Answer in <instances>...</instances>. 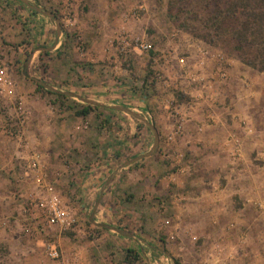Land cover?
<instances>
[{"label": "crops", "instance_id": "1", "mask_svg": "<svg viewBox=\"0 0 264 264\" xmlns=\"http://www.w3.org/2000/svg\"><path fill=\"white\" fill-rule=\"evenodd\" d=\"M88 6L91 11L81 23L95 27L92 41L102 40L104 20L129 8L119 1L106 0H88ZM33 18L43 20L36 15ZM40 22L50 30L49 20ZM58 36L47 32L44 35L54 50L62 43ZM194 43L187 47L190 56L184 55L188 57L170 51L163 53L160 68L165 79L155 93L142 94V90L137 93L126 85L121 93L99 84L90 88L98 107L86 116L75 113L69 118L103 117L124 127L122 131L97 129L100 145H92L89 139L80 142L77 138L71 143L67 130L63 129L70 125V119L61 121L59 131L51 126L50 130L30 131L31 141L27 144L38 145L35 154L40 155L44 174L65 195L80 222L79 229L83 227L81 232L85 228L83 220L102 230L113 231L112 227L123 225L124 230L132 231L118 235L129 240L128 243L83 241L81 237L70 244L63 241L61 264H96L92 248H111L113 243L126 246V250L118 247L124 253V264H154L151 254L156 245L135 234L148 238V229L154 233L161 231L165 226L163 217L173 220L172 228L177 233L185 235L188 229H194L197 235H204L206 249L212 251L208 264H247L246 258L263 259L264 256L254 255L253 247L257 248V244L249 240L245 243L243 238L246 228L258 235L264 230L248 226L252 222L248 217L252 215L247 213L250 203L260 199V181L254 176L259 168L254 153L259 148L253 126L257 95L254 89L259 73L244 70L246 67L232 59H227L228 66L224 67L223 57L205 53V50L209 52L206 46ZM47 50L51 51L50 45ZM55 60L58 74L67 73V62ZM102 90L106 93H98ZM176 92L184 97L177 99ZM101 111L105 113L98 115ZM118 112L124 117L117 115ZM38 114L32 110V119L38 118ZM9 162L12 168L11 161L6 166ZM16 181L22 189L23 181ZM15 189L18 190H12ZM14 200L15 193L0 185V242L9 249L8 254L0 251V264H31L35 259L31 250L38 245L33 242L28 245L26 241L21 244L16 237L25 234L21 225L25 205H18L19 198ZM5 215L15 218L20 233L3 226L7 224ZM183 242L187 243L186 239ZM73 248L76 252L68 251ZM217 249L225 250V254L221 251L220 257L214 255ZM127 250L141 258L131 262ZM109 261L116 264L111 258Z\"/></svg>", "mask_w": 264, "mask_h": 264}, {"label": "rangeland", "instance_id": "2", "mask_svg": "<svg viewBox=\"0 0 264 264\" xmlns=\"http://www.w3.org/2000/svg\"><path fill=\"white\" fill-rule=\"evenodd\" d=\"M106 1H119L129 8L104 20L105 32L101 34L102 40L92 41L95 27L92 28L90 25L85 27L81 23V20L91 11L88 0H0V70L5 71L0 75L2 77L0 79V185L6 186L8 191L15 193L14 201H18L19 198L20 206H32L31 194L35 190L33 182L36 174L33 173L30 178L23 176L24 164L39 150L37 144L35 146L32 145L33 143L27 144L31 141L30 131L35 128L50 130V126L59 131L61 121L70 119L69 117L73 118L78 109L91 103L97 106L92 100L95 94L90 90L91 87L93 89V85L99 84L102 88L110 86L116 88L119 93L124 85L137 93L140 90L142 94L155 93L156 87L165 79L164 71L160 68L164 62L163 53L170 51L171 54H188L187 47L194 42V44L206 46L210 55H215L216 58L223 57L224 67L228 66L227 59H232L237 60L242 67H246L244 70H255L239 58L233 41L216 39L213 32H210V28L205 29L204 24L194 19L195 15L200 14L199 18L202 20L204 15H207L208 9H214L216 4L213 0H210L211 6L207 4L208 0H199L197 6H191L188 0ZM47 12L52 13L53 16L47 15ZM123 12L126 13L124 15L126 17L123 16ZM33 15L40 16L43 20L33 18ZM48 20L51 25L50 30H46V26L40 22L46 23ZM46 32L53 37L60 36L58 39L62 43L58 47L56 42V50L53 44L48 43V38L44 39ZM138 41L151 43L153 49L145 51L137 48ZM49 45L51 51L47 50ZM176 47L178 49L174 50ZM59 51H62V55ZM91 54L94 55L91 56ZM55 59L67 62L65 64L67 73L58 74L59 65L53 62L56 61ZM256 72L259 73L257 75L260 78L254 89L257 95L253 126L254 132L257 133L259 148H256L254 157H258H255V162L259 164V168L254 171V176L260 181L258 185L260 199L250 203L248 207V216L252 215V218L248 217V221L251 219L252 222L247 225L256 226L262 230L264 229V73L257 70ZM98 93L106 92L102 90ZM175 95L177 99L184 97L180 95V92H176ZM105 107L103 109H106ZM32 110L39 113L38 118L32 119ZM101 113L105 112L101 111L98 115ZM116 114L124 117L122 112ZM70 121H68L70 125L63 129L67 130L71 143L75 138L77 141L81 140L80 142H86L89 139L92 145L97 146L101 143L98 135L96 136L97 129L106 128L113 131L124 129L122 124H114L111 119L106 120L103 117L98 119L82 117L70 119ZM244 125L245 123H242V126ZM240 141L242 142L241 139ZM8 161L14 163L12 168L10 162L8 167L6 166ZM45 177L56 188V183L49 180L48 174L45 173ZM17 179L23 181L22 189L20 185L17 187V184H20L16 181ZM11 188H18V190L13 191ZM57 191L59 192L58 189ZM255 212L256 217H254ZM17 213L18 209L15 210L14 215L17 216ZM5 216L7 224L3 226L15 228L20 233V226L15 218ZM163 221L165 226L161 231L155 230L154 233L147 230L148 238L135 234L156 245L157 249L152 250L151 254L154 264H208L207 259L210 258L212 251L206 249L204 235H197L194 229L193 231L188 229L185 235L177 233L175 228H172L173 220L163 217ZM25 222L23 218L20 224L23 225ZM82 222L85 225L82 232L83 227L79 229L78 220L74 229L61 231L58 228H46L36 224L38 230L35 234L30 235L24 231L26 236L20 233L16 237L20 239L21 244L26 241L28 245L32 242L36 243V247L38 245L31 250L34 253L32 259L35 258L31 264H61V259H52L46 255L42 240H55L62 249L63 241L70 244L78 237H81L83 241H122L123 243L127 241L128 243L129 240L118 235L120 231L123 234H132L131 230H124L123 225L112 227L113 231H109L93 227L88 221ZM135 226L140 232L139 226ZM245 230L247 233L243 234L244 242L246 240L255 242L257 248L253 247L254 255L264 256V230L263 234L259 235L250 233L249 228ZM103 235L109 237L102 238ZM183 239H186L187 243L183 242ZM120 245L113 243L111 248L103 246V248H92L93 254L95 253L92 255L93 260L96 264H113L109 261L111 258L116 264H124V253L119 249L123 248V244ZM74 248L68 251L76 252ZM123 249L126 250V246ZM0 251L9 253V249L2 242H0ZM221 251L225 254V250ZM221 251L217 249L214 255L220 257ZM85 253L88 254V250ZM126 253L131 262L141 258L133 251L127 250ZM246 260L247 264H264V257L260 260H256L255 257L246 258Z\"/></svg>", "mask_w": 264, "mask_h": 264}, {"label": "trees", "instance_id": "3", "mask_svg": "<svg viewBox=\"0 0 264 264\" xmlns=\"http://www.w3.org/2000/svg\"><path fill=\"white\" fill-rule=\"evenodd\" d=\"M186 1V0H185ZM197 6L199 0H188ZM216 7L208 9L202 20L200 14L194 19L213 32L216 39L233 41L239 58L255 70L264 73V0H213ZM210 0L207 4L210 5ZM97 108L86 104L75 113L86 116Z\"/></svg>", "mask_w": 264, "mask_h": 264}, {"label": "built area", "instance_id": "4", "mask_svg": "<svg viewBox=\"0 0 264 264\" xmlns=\"http://www.w3.org/2000/svg\"><path fill=\"white\" fill-rule=\"evenodd\" d=\"M136 46L145 51L153 49V45L147 41H138ZM205 53L209 52L205 50ZM4 72L1 69L0 75ZM23 170L24 177L30 178L33 173L36 174L34 179L35 190L31 194L32 206L25 207L23 210L26 221L23 224V231L30 235L35 234L38 230L36 224L43 225L46 228H58L61 231L74 229L77 226L78 218L64 196L45 177L40 155L33 154L24 164ZM42 245L49 258L60 259L62 257L60 244L55 240H42Z\"/></svg>", "mask_w": 264, "mask_h": 264}, {"label": "water", "instance_id": "5", "mask_svg": "<svg viewBox=\"0 0 264 264\" xmlns=\"http://www.w3.org/2000/svg\"><path fill=\"white\" fill-rule=\"evenodd\" d=\"M23 1H26V0H23ZM47 15L53 16V14H52V13H49V12H47ZM126 111L129 112V113L131 112V111H129L128 109H126ZM147 123H148L151 127H153V125H152L151 123H149L148 121H147ZM116 230L119 231V229H117V228H116ZM120 232L122 233V231H120Z\"/></svg>", "mask_w": 264, "mask_h": 264}]
</instances>
